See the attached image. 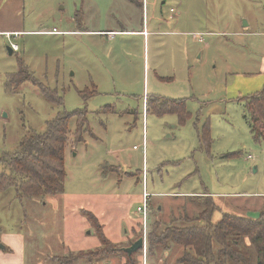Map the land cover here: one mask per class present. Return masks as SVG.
Instances as JSON below:
<instances>
[{
  "label": "rangeland",
  "instance_id": "374dc122",
  "mask_svg": "<svg viewBox=\"0 0 264 264\" xmlns=\"http://www.w3.org/2000/svg\"><path fill=\"white\" fill-rule=\"evenodd\" d=\"M2 30L18 31V49L9 52L0 35V171L22 136L57 112L78 114L69 120L63 194L18 202L12 189L0 191V254L12 252L3 238L19 235L26 264H54L52 256L98 248V225L126 245L131 227L142 236L185 225L199 208L188 195L203 191L220 212L257 218L264 210V141L244 118V97L264 84V0H0ZM21 66L32 82L8 92L6 78ZM163 99L182 101L188 118L155 112ZM103 164L120 169L103 179ZM144 177L145 224L136 211ZM241 250L254 255L248 239ZM140 257L163 264L145 248Z\"/></svg>",
  "mask_w": 264,
  "mask_h": 264
},
{
  "label": "trees",
  "instance_id": "16d2710c",
  "mask_svg": "<svg viewBox=\"0 0 264 264\" xmlns=\"http://www.w3.org/2000/svg\"><path fill=\"white\" fill-rule=\"evenodd\" d=\"M30 77L27 68L21 66L17 72L7 76L5 88L9 92L13 86L17 87ZM36 85L51 103L62 104L55 90ZM161 103L164 108L155 112H174L180 121L188 118L189 113L185 111L182 101L163 99ZM244 110L251 134L256 140L264 141V85L244 97ZM75 114L78 112H57L52 120L45 123L44 130L30 131L16 142L12 150L3 153L5 169L0 171V191L12 189L14 200L18 202L63 194L66 176L64 151L69 144V120ZM84 123L82 118L78 123L79 133ZM200 140L205 142L206 138ZM114 168L120 169L108 164L101 165V177L108 178L109 172L115 171ZM190 199L198 205L199 211L194 217L186 216L187 223L183 226L168 224L161 229L151 228L146 235L147 256L153 257L155 251L168 252L174 245L183 249L177 264H264V210L257 218L222 213L219 221L214 223L211 218L217 208L211 197L200 198L198 203L194 197ZM89 218L94 224L97 222L95 216L90 215ZM156 221L159 222L158 219ZM96 231L100 241L98 248L52 256L50 261L54 264H93L116 258L123 259L124 264H136V256L141 250L127 255L122 248L131 245L141 237V233H136L126 245L117 246L105 236L103 225L96 226ZM245 239L249 240L250 248L254 251L251 258L241 250Z\"/></svg>",
  "mask_w": 264,
  "mask_h": 264
},
{
  "label": "crops",
  "instance_id": "0c3cea01",
  "mask_svg": "<svg viewBox=\"0 0 264 264\" xmlns=\"http://www.w3.org/2000/svg\"><path fill=\"white\" fill-rule=\"evenodd\" d=\"M142 4H143V2H142ZM2 32H18V31L2 30ZM88 32H90V31H88ZM99 32L100 33L105 32L107 34H110L111 33L109 31H99ZM132 32L134 34H142L143 36H144V34H146V31L145 30H142V31H132ZM53 33H58V32L57 31H55V32L53 31ZM263 34H264V32H263ZM196 36H198V35H196ZM199 41H201V38H199ZM258 63H259V67H258L257 73H259V74H261V75L264 76V52L260 55V59H259ZM147 103H148V101L145 104V100H144L143 107H142L143 108V125H144V119H145L144 116L149 111V110H147L148 109L147 108ZM142 153H143L142 155H144V153H145V145H144V147H142ZM246 158L248 160H252L253 159V158L249 159L248 156H246ZM170 195H179V194H170ZM184 196H187V195H184ZM206 196H210L211 199H212V201L216 205V208L217 209L213 212V214L215 212H218L220 214V218H221L222 213H227V212H220L221 209L219 208V206L217 204V199H216V196L215 195H211V194H209L207 192L204 193V191H203L202 193H198V194L191 193L190 195H188L187 198L190 199V197H194L196 199L195 201L198 203V199L204 198ZM149 200H150V198H149ZM149 206H150V204L148 205V210H149ZM198 211H199V208H198L197 212ZM261 211H263V210H261ZM213 214H212V217H213ZM211 220H212V218H211ZM155 221H153V222H155ZM132 228L133 227H131L129 236H126L125 242H127V243L134 236V233L135 232H133V229ZM103 229H104V227H103ZM146 235L147 234H145V233H144V235H142L143 236V249L144 248L146 249V243H147L146 242ZM3 241L10 248V251H12V252L9 253V254H6V255L0 254V264H26V260H25V249H24V245H23L22 238L19 235H15V236L14 235H8L7 238H5V239L3 238ZM6 245H4V247H7ZM0 247H3V245L0 246ZM140 250H141L140 252L142 253V249H140ZM182 251H183L182 248L172 245L171 248H170V250L168 252H166V251H164V252L155 251V254L152 255V256L155 257L158 261L162 262L163 264H177V259L181 255ZM141 253H138L137 256H136V264H149V260H148L147 257H144V258L140 257L141 256ZM143 253H145V251ZM46 262L45 261H42L40 264H47ZM79 264H87V263L86 262H80ZM93 264H111V263L110 262H103V261H101V262H96V263H93Z\"/></svg>",
  "mask_w": 264,
  "mask_h": 264
},
{
  "label": "built area",
  "instance_id": "2783aa9c",
  "mask_svg": "<svg viewBox=\"0 0 264 264\" xmlns=\"http://www.w3.org/2000/svg\"><path fill=\"white\" fill-rule=\"evenodd\" d=\"M55 32V31H54ZM0 35L5 37V39L8 41V45L11 51H16L18 49L17 44H15L12 41V38L18 36V32H2L0 31ZM145 142H143L144 147ZM248 158L251 159L252 156L248 155ZM143 193L141 197V204L136 207V211L141 215L143 218V224H145L146 221V216H147V211H148V205H149V198L150 194L146 192L145 190V177L143 178Z\"/></svg>",
  "mask_w": 264,
  "mask_h": 264
},
{
  "label": "water",
  "instance_id": "95a60500",
  "mask_svg": "<svg viewBox=\"0 0 264 264\" xmlns=\"http://www.w3.org/2000/svg\"><path fill=\"white\" fill-rule=\"evenodd\" d=\"M9 52H11V50L9 49V47H7ZM143 249V236L139 237L137 240H135L131 245H129L128 247H124L122 248V250L127 254V255H131L132 253Z\"/></svg>",
  "mask_w": 264,
  "mask_h": 264
}]
</instances>
